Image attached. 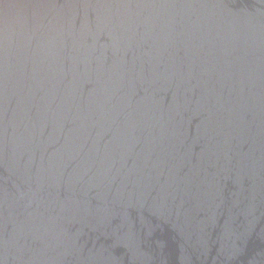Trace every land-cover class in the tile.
<instances>
[{
    "label": "water",
    "instance_id": "1",
    "mask_svg": "<svg viewBox=\"0 0 264 264\" xmlns=\"http://www.w3.org/2000/svg\"><path fill=\"white\" fill-rule=\"evenodd\" d=\"M0 264H264V0H0Z\"/></svg>",
    "mask_w": 264,
    "mask_h": 264
}]
</instances>
